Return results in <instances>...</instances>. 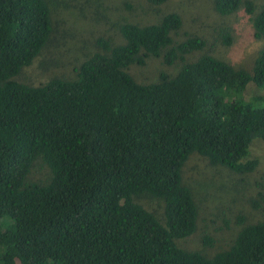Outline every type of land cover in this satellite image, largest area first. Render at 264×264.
Returning <instances> with one entry per match:
<instances>
[{"label": "trees", "instance_id": "1", "mask_svg": "<svg viewBox=\"0 0 264 264\" xmlns=\"http://www.w3.org/2000/svg\"><path fill=\"white\" fill-rule=\"evenodd\" d=\"M160 6L169 0H144ZM243 7L264 41V2L215 0L228 17ZM178 14L122 24L123 43L97 38L71 78L13 80L51 40L48 0H0V264H264V219L244 223L227 249L207 256L178 245L198 211L181 171L193 154L240 175L253 139L264 142V46L251 68L175 41ZM221 42L230 45V37ZM160 58L175 75L138 82L131 66ZM161 203L154 212L140 201ZM205 246L213 240L203 238Z\"/></svg>", "mask_w": 264, "mask_h": 264}, {"label": "rangeland", "instance_id": "2", "mask_svg": "<svg viewBox=\"0 0 264 264\" xmlns=\"http://www.w3.org/2000/svg\"><path fill=\"white\" fill-rule=\"evenodd\" d=\"M258 7L264 0H251ZM51 10L53 33L51 40L36 57L32 65L23 68L13 80L34 84L47 78H71L77 64L89 57L95 49L97 38L110 43H123L118 33L122 24H153L164 15L180 16L181 28L174 34L175 41L198 36L205 40L201 51L185 56L192 62L203 54L228 62L236 68H251L264 41L254 38L251 18L240 7L228 17L220 16L214 9L215 0H169L153 6L144 0H48ZM230 37V45H224L221 37ZM177 60L171 66L161 63L160 58H149L145 66L133 65L130 73L138 82H155L159 75H175L182 66ZM152 81V82H151ZM264 90L252 83L243 91V97L263 95ZM193 154L182 168V182L191 191L198 218L195 232L177 243L188 251H201L212 256L227 249L244 223L252 224L264 219V142L253 139L249 154L244 161L255 160L257 167L247 175L230 172L218 166L211 167ZM144 206L158 214L162 205L157 201L142 199ZM213 240L205 246L203 238Z\"/></svg>", "mask_w": 264, "mask_h": 264}]
</instances>
